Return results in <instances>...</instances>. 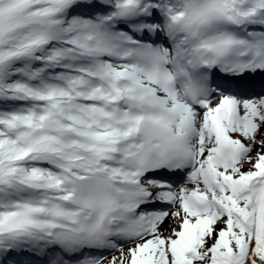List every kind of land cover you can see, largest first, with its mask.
<instances>
[{
  "label": "bare ground",
  "instance_id": "bare-ground-1",
  "mask_svg": "<svg viewBox=\"0 0 264 264\" xmlns=\"http://www.w3.org/2000/svg\"><path fill=\"white\" fill-rule=\"evenodd\" d=\"M88 1L93 5L100 1V6L108 7L107 14L97 15L100 21L97 27L88 21L87 28L80 30L81 38L92 44V50L84 49L82 53H77L76 58H62L58 66L50 63L41 75L49 73L47 78L64 83L63 87H57V91L69 88L68 95L44 101L39 94L49 92L48 85L51 84L46 83V88L35 86L32 96L27 99L37 105L48 104L50 111L47 113L51 123L34 127L32 135L26 137L27 148L21 157L0 163V263L9 254L16 255V250L27 255L35 250L38 256L48 259L58 257L61 253L55 249L59 248L57 240L60 237L54 230H77V223L88 215V211L78 206L79 195L87 191L90 182L102 189L103 194L135 208V203L127 201L129 197H134L130 190L141 177L130 158L144 147L138 129L143 118L130 114L127 108H119L117 96L142 99L145 93L155 92L157 88L143 80L141 70L133 67L132 75H129L131 68L121 69L112 62H106L107 59L124 60L128 54L126 42L139 43L123 28L132 24L128 29H136L135 32L139 34L146 25L149 31L144 37L157 34L161 39L178 43L182 53L188 54L184 0H173L169 5L164 0ZM224 2L236 13L264 22V12L257 14L248 4L250 0ZM181 5L183 7L179 10ZM245 36L251 39L255 32H248ZM172 52L176 55L178 51ZM85 62L92 63L84 66ZM59 67L66 72L78 69L82 72L78 76L71 75L75 80L72 82L71 76L50 77V73ZM150 74L155 79V74ZM38 76L32 77V84L39 83ZM124 79H129L131 84H126ZM81 86H87L89 90L83 91ZM227 90L244 92L234 86ZM186 93L182 92L183 95ZM175 97H169L167 101L174 118L159 116L156 119L165 133H170L179 146L188 149L197 165L192 174H184L181 179V182H186L187 190L174 188L179 183L177 179L168 182L147 178L141 193L146 196L150 189V200L154 203L144 207L150 212L146 211L149 214H142L143 218L139 219L143 227L142 236L151 233L153 241L169 238V242H176L180 248V264L190 262L189 253L194 256L203 242L198 230L204 227L198 219L206 214L199 213L197 208L202 204L201 198L213 194L208 186L215 182L214 176L224 173L217 167L207 168L208 161L228 144H232L237 152L249 147L250 153L260 156L257 164L250 162L249 171L236 176L233 173L235 168H232L226 178L233 177L232 182H227L230 191H236L239 195L252 192L251 196L245 197L250 210H241L238 206L219 201H215L213 206L233 213L245 226L248 236L240 254L242 259L237 264L242 260L243 264H264V105L258 108L259 114L236 105L230 107L231 110H241L251 115L253 126L249 129L233 124L224 103L219 100L198 112L185 101H176ZM224 97L234 100L236 104L241 103L237 95L227 94ZM6 100L17 102V98ZM57 101L58 108L55 109L53 103ZM217 121L223 125L222 133L216 131ZM196 127L199 128V135L194 131ZM236 127H239L242 135L234 134ZM21 130L18 127L15 132ZM197 136L201 137L202 143L196 141ZM240 158V161L244 159L242 156ZM203 159L205 162L201 169L199 166ZM25 163L32 168L28 177L21 174L19 167ZM172 203L176 204L175 209L168 213L166 209ZM151 215L154 217L151 218ZM161 217L162 221L159 222ZM230 221L233 222L232 218ZM175 224L179 228H175ZM122 241L121 237L108 236L101 250L106 248V253L119 251L121 244L124 245ZM149 244H145L144 240L139 245L145 248ZM230 252L229 249L228 254ZM100 253L97 250L88 256L81 254L79 258L76 257L77 263L91 264L90 257ZM64 255L73 254L65 250ZM35 260V263H39Z\"/></svg>",
  "mask_w": 264,
  "mask_h": 264
},
{
  "label": "rangeland",
  "instance_id": "rangeland-1",
  "mask_svg": "<svg viewBox=\"0 0 264 264\" xmlns=\"http://www.w3.org/2000/svg\"><path fill=\"white\" fill-rule=\"evenodd\" d=\"M33 1L31 11L28 13L23 11L21 16L25 20L32 18L34 21L30 23V26L32 24L34 26L28 30L27 34L17 38L13 36L15 33L12 31L8 32V35H12L10 38L5 37V35L0 36V57L2 56L3 60L0 65V163L21 157L26 152V137L32 135L34 127L40 126V124L47 126L51 123L47 113L50 111L49 105H37L30 100L28 101L27 98L32 96L35 86L47 87V78L45 77L48 74L41 75L50 63L58 66V62L62 58H76L77 53H82L84 49L87 51L92 50V44L81 38L80 30L87 28L88 21L94 23L97 27L100 23L96 19L97 15L101 14L99 9L104 7V5L100 6V1L95 5L89 4L88 0ZM116 1L110 0L111 3ZM107 12L105 10L104 14H107ZM11 15L13 14L10 13L0 17V30L6 28V23L10 24L23 20L15 15L10 17ZM72 19L77 23L75 24ZM17 25L18 27L25 26L21 22ZM106 62H114L116 67L121 69L126 67L112 59L110 61L107 59ZM34 75H40L38 76L39 83L34 82L32 84L30 82ZM59 75L70 77L73 72L68 70L66 72L60 68L52 73L55 78ZM5 79L10 80L9 84L4 85ZM146 79L149 80V83H154L149 76ZM70 81H74V78H70ZM48 86L50 88L49 92L39 94L40 99L44 101H49L60 95L67 96L69 93V88L57 91V87L62 86L59 83ZM13 98H17V102L13 103L6 100ZM58 103V101L53 103V108H58ZM18 127H21L23 131L15 132ZM197 130L196 134H198L199 128ZM234 134L242 135V131L236 130ZM200 138V136H197L196 141L202 143ZM259 157L256 153L249 152L246 154L244 159L238 161L234 167V175L236 176L238 173L246 174L251 167L248 164L251 162L256 165ZM204 160L200 163L199 167L201 169ZM29 165V163H25L19 166L24 177H28L32 173V168ZM192 172L194 170L189 172L188 175ZM208 187L213 191L210 196L214 201L216 198L217 200L223 199L220 193L212 189V185ZM179 189L187 190L185 181H182ZM239 199V196H237L229 204L238 206L241 210L249 211V202L245 199ZM175 205L172 203V206L166 211L171 212L175 209ZM163 217L158 221L161 222ZM231 218L233 222L230 221ZM198 221L204 227L201 235L203 242L187 264H237L242 259L240 254L243 252L248 234L239 221L234 220L230 214H225L215 207L208 214L199 218ZM174 226L179 228L177 224ZM150 236L151 233L144 239L145 244L150 243L145 248L139 245L140 242L144 241L140 240L121 245L119 251L104 253L101 264H180L178 261L180 248L176 245V242H169L167 237L153 241L154 239ZM229 249L230 254H228ZM243 263L244 260L240 262V264Z\"/></svg>",
  "mask_w": 264,
  "mask_h": 264
},
{
  "label": "trees",
  "instance_id": "trees-1",
  "mask_svg": "<svg viewBox=\"0 0 264 264\" xmlns=\"http://www.w3.org/2000/svg\"><path fill=\"white\" fill-rule=\"evenodd\" d=\"M33 4H34L33 0H1L0 1V17H2L3 15L6 16L11 13L15 15L16 17L21 18L23 11H26V13L30 12ZM13 15H11L10 17H12ZM21 19L23 20L21 21L18 20L10 24L6 23L5 24L6 28L0 30V36L5 35V37L10 38L12 37V35L10 36L8 34L12 31L15 33L13 36L17 38L22 35L27 34L28 30H30L34 26V24L30 26L31 25L30 23L34 21L32 20V18L27 19V20H25L24 18H21ZM20 22L23 23L25 26L18 27L17 24H19ZM1 57H0V61L2 59Z\"/></svg>",
  "mask_w": 264,
  "mask_h": 264
}]
</instances>
